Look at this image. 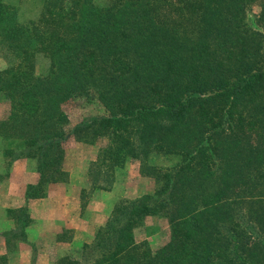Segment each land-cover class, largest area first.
<instances>
[{
    "label": "trees",
    "instance_id": "trees-1",
    "mask_svg": "<svg viewBox=\"0 0 264 264\" xmlns=\"http://www.w3.org/2000/svg\"><path fill=\"white\" fill-rule=\"evenodd\" d=\"M0 44L15 58L0 69V136L16 139L7 167L36 163L27 196L65 174L70 137L101 141L92 187L130 160L157 180L115 204L85 244L94 264H264V0H42L26 22L0 0ZM76 95L105 113L67 129L61 105ZM150 214L169 226L156 249L136 237Z\"/></svg>",
    "mask_w": 264,
    "mask_h": 264
},
{
    "label": "rangeland",
    "instance_id": "rangeland-1",
    "mask_svg": "<svg viewBox=\"0 0 264 264\" xmlns=\"http://www.w3.org/2000/svg\"><path fill=\"white\" fill-rule=\"evenodd\" d=\"M4 1L17 7L21 22L37 18L42 7V0ZM256 2L251 6L253 13L259 11V5ZM14 62L15 58L0 44V69L10 67ZM48 68V58L38 52L35 56L34 74H45ZM61 107L67 115L65 124L67 129L88 116L105 113L99 101L83 95L72 96L62 103ZM9 110L10 103L0 98V119L5 118ZM11 140L16 139L0 136V149L4 158L3 164L6 167L7 162L11 160L9 156L18 153L16 145H13ZM99 144H101L100 140L84 142L72 137L63 143L64 152L60 166L65 170V174L59 180L44 183L40 190L42 195H37V197L51 199L50 212L52 213L50 215L57 217L51 216L39 225L35 218L30 217L26 207H20L8 213L7 220L1 223L7 234L12 233L14 239L10 241L12 247H7L6 252L1 253L0 264H23L28 257L32 264H38L36 258L39 247L47 248L46 256L49 264H94L93 258L97 252L95 249L86 248L85 244L93 241L98 227L105 222L115 204L143 193H153L156 190L157 180L155 177L143 175L137 160H130L123 167L116 169L112 181L106 182L108 187H92L90 168L92 161L97 158ZM5 151L8 154L5 155ZM19 158L29 160L26 166H32L37 171L36 163L30 156L16 157L12 159L11 164ZM173 161L168 156L157 154L151 159V162L165 166ZM3 169L5 172L0 175V178L8 175L6 168L3 167ZM59 216L64 217L59 218ZM65 217H68L67 220L64 219ZM74 234L79 241L71 242ZM136 237L140 241L145 240L151 249H156L169 239L167 218L160 214L147 215L137 225ZM23 241L28 244V247L31 245L30 256L19 251L25 244ZM59 241H65V243H59Z\"/></svg>",
    "mask_w": 264,
    "mask_h": 264
},
{
    "label": "crops",
    "instance_id": "crops-1",
    "mask_svg": "<svg viewBox=\"0 0 264 264\" xmlns=\"http://www.w3.org/2000/svg\"><path fill=\"white\" fill-rule=\"evenodd\" d=\"M28 162L29 160L27 159L19 158L13 161V163L7 168L6 165L3 164L4 158L0 149V175L5 172L3 171V167L8 171V175L5 178H0V255L1 253L6 252L7 247H12V244L10 242L12 241V239H14L12 237V233L7 234L3 224L1 223L4 220H7V214L11 213L12 210L20 207H26L27 211L30 213V217L35 218L39 225L43 224L42 221H45L47 218H51V216L53 218L57 217L50 215L52 213L50 212V198L43 196H27V185L35 184L39 179V173L34 170L32 166H26V163L28 164ZM62 217L64 216H59V218ZM68 217H65L64 219L67 220ZM76 240H78V238L76 237V234H74L71 242H74ZM62 242L65 243V241H59V243ZM30 248L31 245H29L28 247V244L25 242V244L21 246L19 251L27 253V255L30 256ZM38 250L39 252L36 258L38 264H49V260L46 256L47 248L39 247ZM30 263L31 260L29 259V257L27 258V260L25 259V262H23V264Z\"/></svg>",
    "mask_w": 264,
    "mask_h": 264
}]
</instances>
